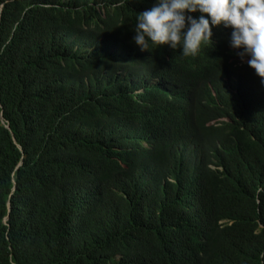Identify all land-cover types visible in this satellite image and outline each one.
I'll use <instances>...</instances> for the list:
<instances>
[{
	"label": "trees",
	"instance_id": "trees-1",
	"mask_svg": "<svg viewBox=\"0 0 264 264\" xmlns=\"http://www.w3.org/2000/svg\"><path fill=\"white\" fill-rule=\"evenodd\" d=\"M152 3L0 0V264H264V87Z\"/></svg>",
	"mask_w": 264,
	"mask_h": 264
},
{
	"label": "clouds",
	"instance_id": "clouds-1",
	"mask_svg": "<svg viewBox=\"0 0 264 264\" xmlns=\"http://www.w3.org/2000/svg\"><path fill=\"white\" fill-rule=\"evenodd\" d=\"M135 20L131 40L139 51L151 43L179 49L185 57L212 43L214 27L230 29L229 46L242 62L247 58L264 87V0H153Z\"/></svg>",
	"mask_w": 264,
	"mask_h": 264
},
{
	"label": "water",
	"instance_id": "water-1",
	"mask_svg": "<svg viewBox=\"0 0 264 264\" xmlns=\"http://www.w3.org/2000/svg\"><path fill=\"white\" fill-rule=\"evenodd\" d=\"M10 206V205H9Z\"/></svg>",
	"mask_w": 264,
	"mask_h": 264
}]
</instances>
